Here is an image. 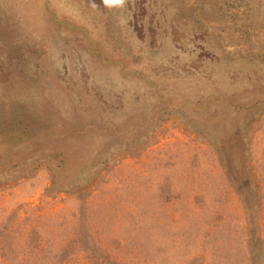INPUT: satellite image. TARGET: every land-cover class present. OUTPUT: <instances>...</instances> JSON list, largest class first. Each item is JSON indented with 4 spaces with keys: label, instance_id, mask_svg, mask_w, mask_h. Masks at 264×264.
<instances>
[{
    "label": "rangeland",
    "instance_id": "rangeland-1",
    "mask_svg": "<svg viewBox=\"0 0 264 264\" xmlns=\"http://www.w3.org/2000/svg\"><path fill=\"white\" fill-rule=\"evenodd\" d=\"M0 264H264V0H0Z\"/></svg>",
    "mask_w": 264,
    "mask_h": 264
}]
</instances>
